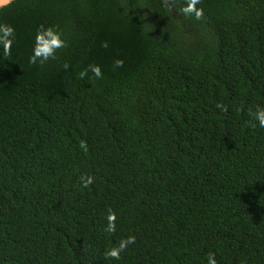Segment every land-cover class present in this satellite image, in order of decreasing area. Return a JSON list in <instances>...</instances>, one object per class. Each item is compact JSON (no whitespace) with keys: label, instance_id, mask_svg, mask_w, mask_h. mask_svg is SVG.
I'll list each match as a JSON object with an SVG mask.
<instances>
[{"label":"trees","instance_id":"1","mask_svg":"<svg viewBox=\"0 0 264 264\" xmlns=\"http://www.w3.org/2000/svg\"><path fill=\"white\" fill-rule=\"evenodd\" d=\"M185 4L0 8V264H264V0Z\"/></svg>","mask_w":264,"mask_h":264},{"label":"clouds","instance_id":"2","mask_svg":"<svg viewBox=\"0 0 264 264\" xmlns=\"http://www.w3.org/2000/svg\"><path fill=\"white\" fill-rule=\"evenodd\" d=\"M199 0H186L184 7L180 9L181 13L185 16H193L196 20L201 19L202 10L197 8L196 5ZM15 40L14 29L10 25L0 24V50H2L3 55L7 57L9 55L10 49ZM65 46V41L63 40L61 34L55 30L53 27H44L35 32L33 37V44L31 49V54L28 57V62L30 64H43L50 57H53L57 49H61ZM98 75V70L93 69ZM255 121L258 122L259 127L264 128V108H257L252 114ZM91 178H89L85 184L90 183ZM114 217L111 215L108 217L109 225L108 230L111 231L113 228L112 220ZM132 243V239L121 241L119 249L123 250L127 244ZM113 256L117 255L116 251L110 253ZM208 264H215L212 257L208 258Z\"/></svg>","mask_w":264,"mask_h":264},{"label":"water","instance_id":"3","mask_svg":"<svg viewBox=\"0 0 264 264\" xmlns=\"http://www.w3.org/2000/svg\"><path fill=\"white\" fill-rule=\"evenodd\" d=\"M13 0H0V8L4 7L8 3L12 2Z\"/></svg>","mask_w":264,"mask_h":264},{"label":"rangeland","instance_id":"4","mask_svg":"<svg viewBox=\"0 0 264 264\" xmlns=\"http://www.w3.org/2000/svg\"><path fill=\"white\" fill-rule=\"evenodd\" d=\"M8 4H9V3H8ZM8 4H7V5H8ZM7 5H5V6H7Z\"/></svg>","mask_w":264,"mask_h":264}]
</instances>
